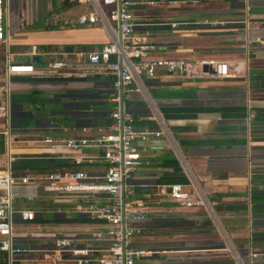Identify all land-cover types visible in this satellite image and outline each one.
I'll use <instances>...</instances> for the list:
<instances>
[{
	"label": "crops",
	"instance_id": "0c3cea01",
	"mask_svg": "<svg viewBox=\"0 0 264 264\" xmlns=\"http://www.w3.org/2000/svg\"><path fill=\"white\" fill-rule=\"evenodd\" d=\"M60 2L24 0L23 8L30 12V26L27 30H19L15 36L9 34L10 43L28 47L26 51L19 49L20 56L25 55L31 45H36L38 52L65 46L91 50L99 48L106 41L99 23L43 29L42 18L60 9ZM240 2L208 1L203 3L206 6L202 9L188 10L189 13H222L194 17L224 23L160 28L155 31L158 35L151 38L162 44L159 55L169 58L227 60L228 76L179 78L158 71L155 77L146 78L142 73L143 91L132 84L131 91L125 96L131 101L132 111L136 114L133 119L135 129L164 131L159 136L135 141L141 164L132 174L131 183L146 179L153 180L155 184L150 186L147 194H134L146 210L144 219L131 224L139 232L130 236L128 245L153 252L140 258L136 264H249L250 251L257 253L250 264H264V29L260 28V23L264 21V0H247L248 5L245 6ZM146 10L138 12L148 15ZM185 10L178 12L188 13ZM67 11L75 14L79 9L70 7ZM227 12L232 17H227L230 15ZM23 23L26 21L20 25ZM259 39L263 42H259ZM47 58L42 55V61ZM85 71L88 72L85 76H11L10 96L15 120L18 119L16 112L22 111L21 99L30 100L31 95L52 93L55 100L61 96L64 97L63 101L72 102L78 101V98L70 92L91 90L95 95L84 100L88 105L85 117L92 120L86 134L104 131L114 105L110 97L113 76L97 68L95 71L86 67ZM46 78L62 79L53 83L44 81ZM106 103H110V106L107 107ZM25 113L31 115L30 112ZM72 118L71 126L60 125L62 129L47 132L63 137L83 134L80 131L82 124L77 123L75 117ZM48 122L43 119L32 126H25L42 127ZM17 149L16 157L25 155L15 160L18 164L25 159H43L52 160L61 167L81 168L87 172L100 173L104 170V163L97 158V150L94 149L87 152L82 149L76 152L56 150L48 146H20ZM41 152L48 156L35 154ZM95 152L96 159L90 162L82 159ZM75 158H81L77 166L73 164ZM4 163L5 155L0 154V165ZM22 170L33 171L29 168ZM173 184L187 191V200L201 198L204 205L179 204L167 192V187ZM33 192V188L26 187L13 190L14 194ZM36 196L41 199L46 197ZM53 196L59 203H65L68 199L96 200L97 203L108 200L104 194L88 197L67 192ZM74 205L56 208L52 218L78 216L79 220L43 222L44 213L40 211L41 214H36L32 223L49 225L48 232L58 235L73 234L74 246L92 248L99 254L108 241L94 240L90 232L100 222L86 220V216L75 210ZM71 211H75L76 215ZM44 237L52 241V238ZM27 238L25 240L29 247L36 248ZM51 246L52 243L42 248ZM61 254L54 255L61 257L59 261H37V264H73L67 251Z\"/></svg>",
	"mask_w": 264,
	"mask_h": 264
},
{
	"label": "built area",
	"instance_id": "2783aa9c",
	"mask_svg": "<svg viewBox=\"0 0 264 264\" xmlns=\"http://www.w3.org/2000/svg\"><path fill=\"white\" fill-rule=\"evenodd\" d=\"M70 7L79 9L70 14L67 8L51 11L42 18L43 25L54 29L88 26L99 23L106 41L97 49L82 50L77 47L59 48L52 51L38 52L36 45H31L26 56L39 53L47 55L46 66H33L29 60H16L20 53L9 51L10 35L8 32L7 0H0V138L5 155V163L0 165V264L28 263L32 258L29 253L39 254L37 261L55 262L61 257L52 259L49 255H60L67 251L73 264H136L140 258L152 254L148 249L128 245V239L139 229L131 226L145 217L146 207L135 199L131 176L141 164V155L135 144L136 139L144 140L148 136H159L163 130L133 127V115L126 108L123 99L131 91V85L143 91L141 74L153 78L158 71L179 78L195 75H207L221 78L229 75V61L214 58L196 60L175 59L159 55L162 44L151 38L158 35L153 27L167 26L169 29L189 28L197 25H210L222 21L207 18L176 17L164 20L163 17L150 18L138 11L146 7H167L175 5H195L200 0H70ZM163 9V8H162ZM259 42L263 40L259 39ZM86 67L113 76L110 97L114 102L109 113L110 121L104 131L86 134L88 126H80L81 135L63 137L52 135L47 131L62 129L61 126L48 122L40 127L22 126L16 121L12 112L10 96V77L30 75L36 77H55L69 75H86ZM84 68V69H83ZM83 69V70H82ZM122 93V111L119 112V92ZM150 104V103H149ZM121 119V124H120ZM51 147L56 150L76 152L81 149L97 150V158L104 163V170L87 172L81 168L58 167L39 171L17 172L13 169L17 158L25 157L18 153L17 147ZM37 156H48L45 152ZM33 156V155H32ZM87 162L96 159V152L82 157ZM81 158H75L73 164L79 165ZM41 187L44 191L62 193H79L91 197L104 194L106 202L74 205V209L100 225L90 232L94 240H107V246L99 253L88 247L74 246L73 234L58 235L50 230L49 225L32 223L36 214H41L29 207H20L23 201L36 198L33 193L14 194L16 188ZM168 194L179 204L204 205L199 198L187 200V191L180 185L168 186ZM15 198L20 199L16 203ZM31 232H26L19 225L30 224ZM52 238L51 248H25L29 237ZM15 244L13 248L12 245ZM49 253V254H48ZM264 255V253H262ZM16 255V256H14ZM257 255L248 252L249 264Z\"/></svg>",
	"mask_w": 264,
	"mask_h": 264
},
{
	"label": "rangeland",
	"instance_id": "374dc122",
	"mask_svg": "<svg viewBox=\"0 0 264 264\" xmlns=\"http://www.w3.org/2000/svg\"><path fill=\"white\" fill-rule=\"evenodd\" d=\"M217 2L221 0H207L206 2ZM233 1H241L243 5L246 4L247 0H233ZM248 3V2H247ZM24 0H7V20H8V32L11 36H15L19 32V30H27L30 26L29 22L31 21L30 12H27L26 9L23 8ZM236 4V3H235ZM242 5V6H243ZM206 6L202 5L201 3L195 4V5H175V6H167V7H146L148 10L147 14L150 18H156L158 16L163 17L164 20H169L170 18H174L179 13L178 10H185L186 12L190 9H202ZM163 8V9H162ZM243 9V8H242ZM168 10V11H163ZM190 12V11H188ZM192 12V11H191ZM152 17H151V16ZM217 17V16H216ZM227 17H232V14L228 15ZM28 22V25L26 27H21L20 23L22 22ZM160 28H166L169 29L167 26L163 27H153V29L158 30ZM16 38V37H15ZM11 42V38H10ZM20 50L26 51L28 47L25 45H18L14 43L9 44V51L19 52ZM1 52V50H0ZM47 57V55H45ZM16 60H27L29 57L22 55L21 56H14ZM1 59V54H0ZM0 68H1V61H0ZM1 75V73H0ZM62 78H46L44 81L53 82L60 80ZM54 83V82H53ZM30 100L21 99V108L23 112H30L31 115L24 116L23 117V123L26 125H34L36 121L38 120H48L50 123L57 124V125H66L71 126L73 124V118L69 114H65L63 112L62 105L65 103L63 101L64 97H58V100L53 99L52 93H37L34 96H30ZM107 107L110 106V103H106ZM151 115H153L151 113ZM54 135V134H53ZM82 151H93L92 149H82ZM41 163V160L38 159H25L23 161V165L21 167H27V166H38V164ZM19 166H13V169H17V172H22V168ZM136 197V195H134ZM133 196V197H134ZM17 202H19V199H16ZM69 201H66L65 203H59L56 201L54 196H46L45 198L41 199L38 196L36 198L30 200V201H23L20 203V207H29L37 212L43 211V217L44 219H51L52 213L55 211L56 208H62L64 206L66 207H73L75 203L80 204H87L89 202H96V200H82V199H68ZM76 215L75 211H71V214ZM21 229L25 230L26 232H31L33 227H29L27 225H19ZM23 226V227H21ZM28 240L31 246L41 248L46 247L50 243H52L51 240L45 237H32L30 234H28ZM49 254V253H48ZM54 255L56 254H50L49 256L54 259ZM16 256V255H14ZM39 254L37 253H29L26 255L28 259L31 260V262L23 263L19 262L18 264H37V260L35 258H38ZM62 256V254H60ZM51 259H48V262L50 263Z\"/></svg>",
	"mask_w": 264,
	"mask_h": 264
},
{
	"label": "trees",
	"instance_id": "16d2710c",
	"mask_svg": "<svg viewBox=\"0 0 264 264\" xmlns=\"http://www.w3.org/2000/svg\"><path fill=\"white\" fill-rule=\"evenodd\" d=\"M207 0H200V3L203 5V3H206ZM242 3V2H240ZM74 4V1H70V0H61L60 2V6L59 8H67V7H70L71 5ZM23 25L24 27L27 26V24L23 23L21 24ZM43 29H54L52 27H48V26H45V25H42ZM65 49H70L71 46H65L63 47ZM72 95L76 96L78 98V101H72V102H67L64 104V107H63V112L65 114H69L73 117H75V120L77 123L79 124H82V126H89L91 125L92 123V120L89 119L88 117H85L86 116V113H87V108H86V103L84 102L85 99H88L92 96H94V92L91 91V90H76V91H72L70 92ZM124 100V104L126 106V108L132 113L133 117L135 118L136 114H135V111H132V107H131V101L127 100L126 99H123ZM13 114H14V110L12 111ZM264 112V111H263ZM18 114V119H16L17 121L19 120L21 122V125L22 126H25L26 124L23 123V117L24 116H27L28 114L23 112V111H18L16 112ZM27 114V115H26ZM14 116V115H13ZM46 122V121H45ZM43 124V123H42ZM3 151V148H2V143H1V138H0V153H2ZM43 157V156H41ZM27 160H30V159H27ZM38 160H41V163L38 164V166H27V167H21L23 165V161L22 160L21 164H18L16 163L14 166H19L21 167L22 169H26V168H29V169H33V171H39V170H45V169H53V168H58V167H61V165H57L55 163H52V160L50 161H45L43 159H38ZM46 162V163H45ZM86 220H91L92 222L96 221L95 219H90L89 217H84ZM76 220H79V217L78 216H74V217H53L51 218L50 220L49 219H44L43 222H48V221H54V222H62V221H66V222H73V221H76Z\"/></svg>",
	"mask_w": 264,
	"mask_h": 264
},
{
	"label": "water",
	"instance_id": "95a60500",
	"mask_svg": "<svg viewBox=\"0 0 264 264\" xmlns=\"http://www.w3.org/2000/svg\"><path fill=\"white\" fill-rule=\"evenodd\" d=\"M217 14H222V13H179L178 15L179 16H182V17H186V16H191V17H194V16H197V17H200V16H208V15H217ZM226 14H230V13H226ZM260 28L264 29V21L260 23ZM10 34V33H9ZM29 62H31L33 64V66H36V67H41V66H46V61H42V56L41 54L39 53H36V54H31L30 57H29ZM58 100V99H57ZM67 103V102H65ZM62 105V108L64 107V104ZM122 106H123V101H122V93L121 91L119 92V112L121 113L122 111ZM86 108H88V105H86ZM63 110V109H62ZM120 124H121V119H120ZM137 130H140V129H137ZM133 185V191L135 194H147L149 193L150 191V186H153L155 185L154 184V181L153 180H146V179H143L142 182L141 181H134L132 183ZM169 191V188L167 187V192ZM33 194H36V195H43V196H53L56 194V192L54 191H44L42 190L41 187H37ZM25 248H27L28 246V243H25ZM12 247L14 248L15 247V244L12 245Z\"/></svg>",
	"mask_w": 264,
	"mask_h": 264
}]
</instances>
